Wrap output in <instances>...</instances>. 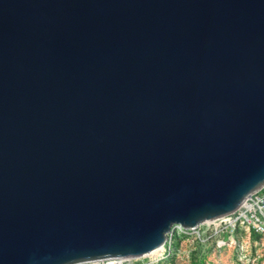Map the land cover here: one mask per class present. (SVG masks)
<instances>
[{
    "label": "water",
    "instance_id": "water-1",
    "mask_svg": "<svg viewBox=\"0 0 264 264\" xmlns=\"http://www.w3.org/2000/svg\"><path fill=\"white\" fill-rule=\"evenodd\" d=\"M264 187V0H0V264L138 258Z\"/></svg>",
    "mask_w": 264,
    "mask_h": 264
},
{
    "label": "rangeland",
    "instance_id": "rangeland-1",
    "mask_svg": "<svg viewBox=\"0 0 264 264\" xmlns=\"http://www.w3.org/2000/svg\"><path fill=\"white\" fill-rule=\"evenodd\" d=\"M136 259L132 264H264V234L240 228L210 237L206 234L199 241L174 228L167 234L158 260Z\"/></svg>",
    "mask_w": 264,
    "mask_h": 264
},
{
    "label": "built area",
    "instance_id": "built-area-1",
    "mask_svg": "<svg viewBox=\"0 0 264 264\" xmlns=\"http://www.w3.org/2000/svg\"><path fill=\"white\" fill-rule=\"evenodd\" d=\"M174 228H177L178 234L190 235L199 241L203 240L206 234L210 237L219 235L221 232H235L240 228L256 234H264V187L248 197L234 213L224 218L205 222L193 229H184L179 225H173L170 232ZM223 245H225V241H223ZM108 261L110 260L81 264H108Z\"/></svg>",
    "mask_w": 264,
    "mask_h": 264
},
{
    "label": "bare ground",
    "instance_id": "bare-ground-1",
    "mask_svg": "<svg viewBox=\"0 0 264 264\" xmlns=\"http://www.w3.org/2000/svg\"><path fill=\"white\" fill-rule=\"evenodd\" d=\"M224 217L226 216H223L221 218H224ZM162 252H163V246L141 257L142 258L150 257L152 261H156L162 256ZM141 257H138V258H141ZM136 260H137L136 258L112 259L108 261V264H132L133 261H136Z\"/></svg>",
    "mask_w": 264,
    "mask_h": 264
}]
</instances>
